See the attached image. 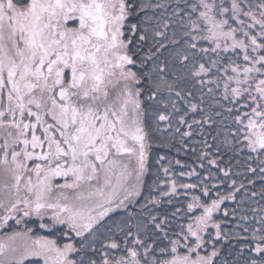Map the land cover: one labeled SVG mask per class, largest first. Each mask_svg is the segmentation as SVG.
<instances>
[{
	"label": "snow or ice",
	"instance_id": "snow-or-ice-1",
	"mask_svg": "<svg viewBox=\"0 0 264 264\" xmlns=\"http://www.w3.org/2000/svg\"><path fill=\"white\" fill-rule=\"evenodd\" d=\"M0 230V264H264V0H0Z\"/></svg>",
	"mask_w": 264,
	"mask_h": 264
},
{
	"label": "flooded vegetation",
	"instance_id": "flooded-vegetation-1",
	"mask_svg": "<svg viewBox=\"0 0 264 264\" xmlns=\"http://www.w3.org/2000/svg\"><path fill=\"white\" fill-rule=\"evenodd\" d=\"M30 227H31V225H29ZM57 231L59 232V229H57ZM35 235H49V233L46 231V230H41V231H39V232H35L34 233ZM51 235H55V233H53V234H51ZM3 236H4V231L3 230H0V238H3ZM29 260H31L34 264H36V261L39 259V258H28ZM27 259V261H26V264H28L29 263V260ZM30 261V262H31ZM41 264H42V262H41Z\"/></svg>",
	"mask_w": 264,
	"mask_h": 264
},
{
	"label": "rangeland",
	"instance_id": "rangeland-1",
	"mask_svg": "<svg viewBox=\"0 0 264 264\" xmlns=\"http://www.w3.org/2000/svg\"><path fill=\"white\" fill-rule=\"evenodd\" d=\"M31 258V257H30ZM29 260V259H28ZM31 260H29V263H31V264H34L32 261L30 262Z\"/></svg>",
	"mask_w": 264,
	"mask_h": 264
},
{
	"label": "trees",
	"instance_id": "trees-1",
	"mask_svg": "<svg viewBox=\"0 0 264 264\" xmlns=\"http://www.w3.org/2000/svg\"><path fill=\"white\" fill-rule=\"evenodd\" d=\"M151 179V176H149V180ZM28 264H31V263H28Z\"/></svg>",
	"mask_w": 264,
	"mask_h": 264
}]
</instances>
